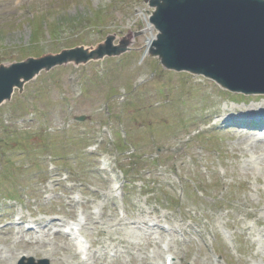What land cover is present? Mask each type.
<instances>
[{"label": "rangeland", "instance_id": "obj_1", "mask_svg": "<svg viewBox=\"0 0 264 264\" xmlns=\"http://www.w3.org/2000/svg\"><path fill=\"white\" fill-rule=\"evenodd\" d=\"M152 12L147 0H0V64L110 34L134 40L121 57L42 74L0 107V264L25 253L50 264H264V137L245 133L264 127V95L144 57ZM89 213L98 226L86 224L85 253L71 257L63 230Z\"/></svg>", "mask_w": 264, "mask_h": 264}, {"label": "water", "instance_id": "obj_2", "mask_svg": "<svg viewBox=\"0 0 264 264\" xmlns=\"http://www.w3.org/2000/svg\"><path fill=\"white\" fill-rule=\"evenodd\" d=\"M149 5L156 8L150 22L158 32L150 53L165 69L203 75L233 92L264 95V0H150ZM115 39L108 35L95 48L0 65V105L42 71L119 56L133 42L125 36L114 45Z\"/></svg>", "mask_w": 264, "mask_h": 264}, {"label": "bare ground", "instance_id": "obj_3", "mask_svg": "<svg viewBox=\"0 0 264 264\" xmlns=\"http://www.w3.org/2000/svg\"><path fill=\"white\" fill-rule=\"evenodd\" d=\"M151 30H152L151 25L149 24V22H147V26H146L144 31H151ZM153 40H154V36L153 35H150L146 39V44H145V49L143 51V55H146L148 53V49H151L149 47L151 46ZM108 195L109 196H105V199H107L109 201H112V197L110 196V194H108ZM19 220H21V216L19 217ZM150 222L151 221L147 220V219L146 220L145 219L140 220V223H143V224L147 225V228L151 227L152 224ZM15 224H17V223H15ZM58 224L59 223H57L55 221V223H53L52 225L57 226ZM86 224L87 225H92L94 227L98 226V223L94 220V217L92 216V214L89 213V214L83 215V218L78 219L75 222L74 226L69 228V232L67 233V235L73 241V244L70 246V249L67 252H69L71 257H76V258L79 257L80 253H81V249H83V248L85 249L86 248L85 245L83 244V242L78 237V233L80 235L81 230L86 226ZM14 229L15 230H19L18 227H14ZM63 237L67 239V237H65V236H63ZM29 255H30L29 253H25V256H29ZM166 258H168V257H166ZM171 261H173V260H171ZM13 262H14V260L10 259L9 261L6 262V264H13ZM171 264H174V262H171Z\"/></svg>", "mask_w": 264, "mask_h": 264}]
</instances>
